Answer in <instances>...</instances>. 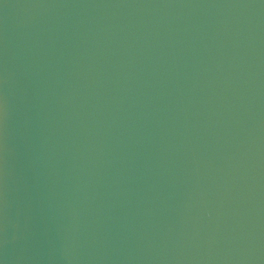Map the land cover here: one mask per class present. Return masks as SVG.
Returning <instances> with one entry per match:
<instances>
[{"label":"water","instance_id":"1","mask_svg":"<svg viewBox=\"0 0 264 264\" xmlns=\"http://www.w3.org/2000/svg\"><path fill=\"white\" fill-rule=\"evenodd\" d=\"M264 161V0H0V264H162Z\"/></svg>","mask_w":264,"mask_h":264}]
</instances>
